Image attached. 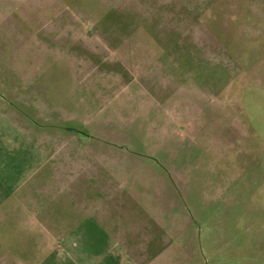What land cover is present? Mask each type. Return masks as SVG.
Masks as SVG:
<instances>
[{
    "label": "rangeland",
    "instance_id": "1",
    "mask_svg": "<svg viewBox=\"0 0 264 264\" xmlns=\"http://www.w3.org/2000/svg\"><path fill=\"white\" fill-rule=\"evenodd\" d=\"M0 63L92 104L168 224L151 253L264 264V0H0Z\"/></svg>",
    "mask_w": 264,
    "mask_h": 264
},
{
    "label": "crops",
    "instance_id": "2",
    "mask_svg": "<svg viewBox=\"0 0 264 264\" xmlns=\"http://www.w3.org/2000/svg\"><path fill=\"white\" fill-rule=\"evenodd\" d=\"M72 87L0 63V264H198L168 259L164 243L151 253L168 224L123 178L124 148L102 146L105 125L91 127L92 104Z\"/></svg>",
    "mask_w": 264,
    "mask_h": 264
}]
</instances>
